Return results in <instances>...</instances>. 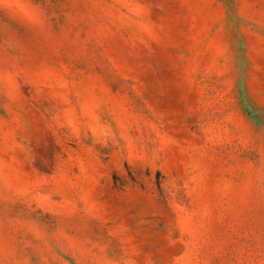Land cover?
Wrapping results in <instances>:
<instances>
[{
  "label": "rangeland",
  "instance_id": "374dc122",
  "mask_svg": "<svg viewBox=\"0 0 264 264\" xmlns=\"http://www.w3.org/2000/svg\"><path fill=\"white\" fill-rule=\"evenodd\" d=\"M0 264H264V0H0Z\"/></svg>",
  "mask_w": 264,
  "mask_h": 264
}]
</instances>
